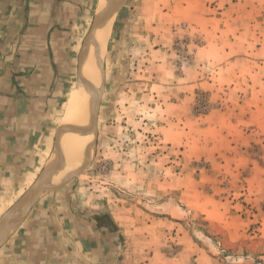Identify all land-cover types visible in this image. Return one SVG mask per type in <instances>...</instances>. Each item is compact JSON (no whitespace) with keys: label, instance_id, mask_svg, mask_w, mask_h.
Listing matches in <instances>:
<instances>
[{"label":"rangeland","instance_id":"obj_1","mask_svg":"<svg viewBox=\"0 0 264 264\" xmlns=\"http://www.w3.org/2000/svg\"><path fill=\"white\" fill-rule=\"evenodd\" d=\"M100 3L0 0V66L24 68L11 82L25 98L54 100L37 107L47 137L30 192L54 156ZM122 3L92 154L39 193L36 239L60 241L63 264H264V0ZM53 214L90 254L56 239Z\"/></svg>","mask_w":264,"mask_h":264},{"label":"crops","instance_id":"obj_2","mask_svg":"<svg viewBox=\"0 0 264 264\" xmlns=\"http://www.w3.org/2000/svg\"><path fill=\"white\" fill-rule=\"evenodd\" d=\"M3 28L5 27L0 23V32ZM0 58H4V55H0ZM8 63L5 67L0 66V73L3 76L0 80V223L18 204L16 202L22 195L28 196L30 193L33 180L29 179L34 168L32 158L42 149L41 141L47 137L43 118L46 111H40L39 114L37 107L41 104L46 108L54 103V100L49 101L45 95L40 97V93H36L37 97L33 95L35 99L25 98L22 94L24 92L20 93L18 86L11 82L16 74L14 68L17 70L18 66L13 67L11 59ZM27 66L26 63L25 68ZM21 69L24 68H18L17 71ZM37 85L42 86L41 83L36 84V89ZM25 185L27 187L21 189ZM23 199L21 198V201ZM42 201H44L42 195L37 197L10 237L1 238L3 243L0 245V264H63L58 246L61 244L60 241H55L57 245L51 249H45L42 238L36 239L42 237L40 233L43 231H39L40 226L36 229L32 222L42 215L40 217L32 215L40 211L37 209ZM50 221L55 225L53 232L57 240L67 237L73 243L72 248L76 250L78 256L90 254L91 251H84L85 239L79 232L75 230L66 232L64 228H60V220L56 214L51 216Z\"/></svg>","mask_w":264,"mask_h":264},{"label":"bare ground","instance_id":"obj_3","mask_svg":"<svg viewBox=\"0 0 264 264\" xmlns=\"http://www.w3.org/2000/svg\"><path fill=\"white\" fill-rule=\"evenodd\" d=\"M121 3L122 0H101L99 13L100 15L101 13L104 15V20L99 25L101 28L96 26L93 29L89 36L90 39L84 48L85 50L82 53L78 86L71 94L60 131L58 130L59 135L56 140L54 156L38 186L27 197L25 196L23 206L16 212L9 214L0 223V237L2 239L9 238L15 231L42 190H45L54 181H56L55 184H58L62 179L67 178L69 175L66 173L74 172L75 168L81 166L83 159L85 160L87 158L88 160V157L91 156L93 151V110L96 97L103 83L102 63L107 48L110 29ZM106 11H110L107 19H105ZM98 28L100 29L98 30ZM74 158L80 164L77 163L78 165H75ZM65 167L68 168L66 171H64ZM57 170H62L64 173L58 177L56 175H59V173L55 175Z\"/></svg>","mask_w":264,"mask_h":264},{"label":"water","instance_id":"obj_4","mask_svg":"<svg viewBox=\"0 0 264 264\" xmlns=\"http://www.w3.org/2000/svg\"><path fill=\"white\" fill-rule=\"evenodd\" d=\"M110 14V11L108 12V14H107V16ZM104 16V15H103ZM101 17L102 19L104 18V17ZM101 18L99 19V20H97V22L99 21H101ZM99 22H98V24H99ZM34 189V188H33ZM27 197V196H26ZM25 199V198H24ZM24 199L21 201V202H19L16 206H14L8 213H7V215L6 216H8L9 214H11V213H13V212H16L18 209H20L22 206H23V201H24ZM35 201V200H34ZM34 203V202H33ZM5 218V217H4ZM3 243V240L1 239V237H0V245Z\"/></svg>","mask_w":264,"mask_h":264}]
</instances>
